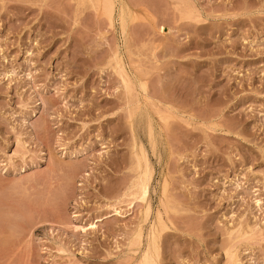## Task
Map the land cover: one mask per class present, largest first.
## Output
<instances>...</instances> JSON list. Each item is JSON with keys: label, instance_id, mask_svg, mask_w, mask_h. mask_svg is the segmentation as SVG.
Wrapping results in <instances>:
<instances>
[{"label": "rangeland", "instance_id": "1", "mask_svg": "<svg viewBox=\"0 0 264 264\" xmlns=\"http://www.w3.org/2000/svg\"><path fill=\"white\" fill-rule=\"evenodd\" d=\"M0 216V264H264V0H0Z\"/></svg>", "mask_w": 264, "mask_h": 264}, {"label": "bare ground", "instance_id": "2", "mask_svg": "<svg viewBox=\"0 0 264 264\" xmlns=\"http://www.w3.org/2000/svg\"><path fill=\"white\" fill-rule=\"evenodd\" d=\"M123 10H124V13H125V7L123 8ZM126 14V13H125ZM162 29V28H161ZM122 50V49H121ZM121 212V211H120ZM1 217V216H0ZM1 220V219H0ZM5 223V222H4ZM92 226V225H91ZM82 228V230H85V227H81ZM7 234H8V232H7ZM3 240V239H2ZM236 254V253H235ZM237 257V256H236Z\"/></svg>", "mask_w": 264, "mask_h": 264}]
</instances>
